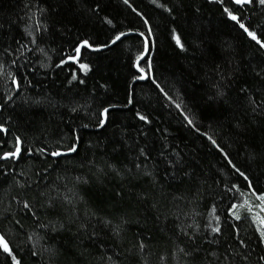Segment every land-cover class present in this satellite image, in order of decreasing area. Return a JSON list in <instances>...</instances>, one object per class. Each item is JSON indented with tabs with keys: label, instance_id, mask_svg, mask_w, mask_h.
I'll list each match as a JSON object with an SVG mask.
<instances>
[{
	"label": "trees",
	"instance_id": "16d2710c",
	"mask_svg": "<svg viewBox=\"0 0 264 264\" xmlns=\"http://www.w3.org/2000/svg\"><path fill=\"white\" fill-rule=\"evenodd\" d=\"M130 5L123 0H0V53L5 47L11 50L0 56L4 65L0 103L5 104L0 108V124L8 129L6 135L0 132V141L6 142L0 154L12 150L16 136L25 149L47 146L50 151L71 144L74 130L81 136L78 154L52 158L25 151L19 161H0V232L22 264H193L179 251L189 246L181 228L192 233L199 225L198 235L211 239L215 234L204 227L215 223L211 206L218 205L223 220L235 202L225 185L238 184L253 206L260 203L207 136L252 179L256 194L264 193V79L251 71V66H260L264 53L223 13L224 7L232 6L228 3L130 0ZM133 8L143 12L153 28L152 74L183 111L150 80L133 83L132 60L142 50V40L135 33L100 51L82 50L81 62L91 66L87 73L71 61L57 67L81 39L104 43L129 26L147 33ZM38 9L46 11L41 15ZM241 12L245 19L250 16L253 23L264 24V9L258 4ZM107 19L113 23L109 25ZM35 20H42L49 30L36 31ZM26 24L28 30L36 31V44L30 43ZM173 28L181 33L187 51L175 44ZM17 41L27 50L21 48L17 53ZM237 65L239 72L228 80L227 95L217 97L218 72L227 75ZM73 73L85 84L78 80L69 84ZM13 75L20 81L19 89L12 82ZM242 87L247 93L240 92ZM129 92L133 104L117 111L113 125L96 127L91 114L105 101L125 104ZM76 104L81 107L72 112ZM137 110L149 115L152 124L139 121ZM184 114L199 132L188 125ZM122 128L127 133L122 134ZM141 128L149 133L148 144L154 147L150 158H141L142 167L136 169L132 162L135 150L114 148ZM165 145L167 150L178 148L191 165L184 168L191 176L180 172L172 177L174 170L158 155L166 150ZM64 196L73 197V204ZM50 198L53 207L47 204ZM24 201L32 205L31 210L23 208ZM254 211L259 209L254 207ZM243 214L242 222H234L240 229L238 236L225 224L219 244L204 243L203 247L208 253L216 251L221 261L225 256L231 260L234 248L249 257L245 262L237 256L235 264H264L259 260L264 245L256 243V225L251 214ZM50 221L63 227L54 232L41 227ZM82 222L98 236L89 239L78 232ZM116 226L119 233L113 231ZM240 239L246 243L251 239L250 247L240 245ZM141 241L146 245L143 249ZM201 259L197 257V264ZM0 264H9L2 252Z\"/></svg>",
	"mask_w": 264,
	"mask_h": 264
},
{
	"label": "snow or ice",
	"instance_id": "6c2138e0",
	"mask_svg": "<svg viewBox=\"0 0 264 264\" xmlns=\"http://www.w3.org/2000/svg\"><path fill=\"white\" fill-rule=\"evenodd\" d=\"M125 4H128L130 7V0H123ZM152 3H156V0H152ZM218 3L225 4L228 3L232 6H226L223 8V13L231 20L233 21L238 28L248 37L251 41L255 43V45H258L257 51L260 53H264V24H260L259 22L253 23L252 18L249 16L247 19H245L243 13L241 12V9L246 8L247 6L258 4L262 9H264V0H218ZM161 7H164L167 9V11L171 12V8H167L166 5H160ZM234 6V7H233ZM26 8L29 7V5H25ZM96 10H100V5H96ZM133 12H136V14L142 19L143 24L147 27V33L143 31H139V29H136L132 26H129L127 30L125 31H117L113 36L109 37V39L104 43H97L95 41H90L88 39H81L77 42V44L74 46L72 53H70L67 57V59H61L60 63L57 65V67H60L62 65L68 64L70 61L74 62L79 65V68L83 70L85 73H87L90 70V64L88 63H82L81 62V56H82V50L84 49H91L92 51H100L104 48H109L112 45H116L118 42H122L124 38L130 37L133 33L138 35L142 40V50L134 55L132 60V67L136 70V74L132 76L133 83L138 80H150L152 83L155 84L156 88L159 89V91L163 94V96L172 102V104L175 105L177 109H181V105L176 103L172 96L169 95L167 91H165L164 87L161 86V84L156 80V77L152 74L153 72V62L150 58V50L152 47H155L156 40L153 33V28L151 24L149 23L148 18L145 16L143 12L137 11V9L133 8ZM38 11L41 12V15H43L44 11L46 9H38ZM198 11V9H197ZM27 15V13H26ZM33 17H29V19H33ZM107 23L111 25L113 21L111 19H107ZM34 28L36 31L40 30L41 28L44 29V31H48V25L45 24L42 20H35ZM25 31L27 35L31 38L30 43L36 44L37 43V37H36V31L28 30L27 24L25 25ZM172 39L175 41V44L179 47L181 51H187L186 45L184 41L182 40L181 33L177 32L175 28L172 29ZM19 47L16 49V52L18 53L21 48L26 49V45L19 43ZM195 43V42H194ZM27 50V49H26ZM39 51L43 52V49H38ZM10 49L8 47L4 48V51L0 53V56H3L5 53H10ZM147 57V58H146ZM143 61V65L142 62ZM13 64L16 63V60L13 59L11 61ZM3 63H0V71L3 70ZM217 69H219V66H217ZM251 71L255 73L256 76L260 77L261 79H264V59L260 61V66H251ZM239 72V65L234 67L231 71L225 75L223 72H218L220 76V80L217 81V83L214 85L216 88V96L223 98L227 95L226 92V85L228 83V80L232 77H235L236 74ZM79 84H85V81L82 79H78V76L73 73L71 80H69V84L72 83V81H77ZM12 82L15 84L16 88H20V81L16 78L15 75L12 76ZM248 89L246 87H242L240 89L241 93H247ZM8 100H12V96H9L7 98ZM247 99L250 103L255 104V101L252 100L251 96H248ZM41 101H36V103H40ZM133 97L131 92H129L127 96V101L125 104L121 105L118 103H112L105 101L101 104L99 110L97 112H93L91 115H93L96 118V127L100 129H105L108 126H111L115 123L116 119V113L121 108H127L129 105L133 104ZM264 104V102H262ZM5 107L4 103H0V108ZM81 106L79 104H76L71 107L72 112L78 111V109ZM257 107H260V105H257ZM181 111H183L181 109ZM253 111H256V108H253ZM135 116L138 118L139 121L144 122V124H152V120L150 119L149 115L142 114L139 110L135 112ZM184 118L187 120L188 125H191L197 132L200 131L199 128H196L193 120L187 116V114H184ZM239 125V121H238ZM83 127H88V125H83ZM156 131H159L157 129ZM165 131H167L165 129ZM0 132H3L5 135L8 133V129L3 125L0 124ZM121 133L125 134L127 133L126 128L121 129ZM149 133L145 131L143 128L138 129L136 131L135 136H131L130 134L126 136V138H122L120 143L117 145V148H114V151L116 150H124L125 147L129 151L135 150L136 154L132 157L133 167L136 169H140L142 167L141 158H150L153 146H149L148 144V137ZM204 135L207 136V133ZM167 138L165 137V140ZM207 139L211 141L212 145L215 146L223 155L225 158H227V162L229 165H231V168L234 170L236 174H238L240 177L243 178V180L246 182V185L248 189H250L251 195L256 196L258 201L260 202L259 205L253 206L251 201L246 198V193L240 190V186L238 184H233L230 187L225 185L227 192L232 193L231 199L235 202L231 203L230 206L226 209L227 215L222 220L221 215L218 214V205L213 204L210 209V213L212 215V218L214 220L213 223L205 224L204 227L208 230V232L215 234L212 236L211 239L208 238L207 235H198L199 234V225L195 226V231L192 233H189L186 229L181 228V232L184 236L188 237L189 240V246L187 248L181 247L179 248V251L184 254L185 257L189 258L193 264H197V257H202V259L198 262V264H235L237 256H240L242 261H248L249 257L248 255H241L240 253L236 252V250L233 248L232 252V259L229 260L227 256L224 257V260L221 261L220 255L216 251H212L210 253L207 252V250L203 247L204 243H207L208 245L212 244H219L220 238L224 236V228L225 224H228L229 227H231L234 230V235L238 236L240 233L239 227L236 226V223L234 222H242L244 219L243 212L246 211L247 213L251 214L252 222L256 225V232L258 235L256 236V243L257 245H264V193H260L259 195L256 194L255 188L253 187V181L252 179L245 173V171H242L240 167H238L231 158H228V153L224 152V149L220 147V145L217 143L215 139H213L211 136H207ZM80 140L81 136L79 135L78 130H74L72 133V143L61 147L57 145L53 150H49L47 146L45 147H39L35 150L28 148H24V142L21 139L20 136L15 137L14 146L12 150L3 151L2 154H0V161H8V160H16L19 161L22 158L23 152L27 151L29 155L35 151L36 153L41 154L44 157H52V158H62L67 157L69 154L76 153L78 154L79 148H80ZM143 141V143H141ZM5 141H0V148H3L5 145ZM165 151H159L158 155L163 158V162L170 166L171 169L174 171L172 172V177L175 178L180 172H183V175L186 177L191 176V172H185V167H191L190 163H186L185 158L181 156V152L178 150L177 147L173 146L170 150H167V145H165ZM115 168V166H112ZM126 171L131 173L132 169L126 168ZM167 172V168L165 169ZM45 174L47 173V169H44ZM145 175L153 176L152 172H145ZM77 180L80 178L77 177ZM71 191V189H69ZM63 199L67 201L69 204H73V197L64 196ZM242 201V202H241ZM47 204L49 207H53V200L50 198L47 201ZM74 207V205H73ZM254 207L258 208L259 211H254ZM23 208L31 210L32 205L28 201L23 202ZM32 215H35V212L32 213ZM94 215V214H93ZM102 223L106 225H110L111 221H101ZM17 224L20 222L17 221ZM127 223V221H125ZM59 227H63V224H54L53 222H49L48 224L41 225V227L49 229L50 231H57ZM22 227V225H21ZM120 227L116 226L113 231L116 233H119ZM78 232H83L85 236H87L89 239H92L93 237H97L98 233L93 229L91 232L88 231V224L82 222L78 227ZM31 239V237L29 238ZM198 241H200L198 243ZM240 245H243L245 248H249L251 244V239L248 240L246 243L244 239L239 240ZM139 247L143 249L146 247V245L143 243V241L140 242ZM229 247H232L231 245ZM0 252H2L7 258H9V264H22V260L18 258V256L15 254L13 247L10 245L9 240L5 237V234L3 232H0ZM36 253H33L35 255ZM109 259H111L109 257ZM260 261H264V255L259 256Z\"/></svg>",
	"mask_w": 264,
	"mask_h": 264
}]
</instances>
